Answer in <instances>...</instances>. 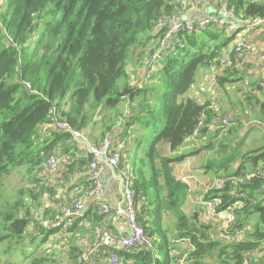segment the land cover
Wrapping results in <instances>:
<instances>
[{
	"label": "trees",
	"instance_id": "trees-1",
	"mask_svg": "<svg viewBox=\"0 0 264 264\" xmlns=\"http://www.w3.org/2000/svg\"><path fill=\"white\" fill-rule=\"evenodd\" d=\"M228 5L247 18L264 16V0H228ZM174 8L173 0H6L0 11V190L4 178L15 169L27 168L29 180L38 182L35 170L58 143L70 138L69 133L56 131L43 143L36 137L53 103L63 117L82 129L93 125L89 109L114 108L125 99L129 101L126 127L139 122L147 128L142 137L149 139V149L141 147L140 138L138 150L144 151V160L148 157L149 173L132 172V179L141 199L138 218L153 237L157 252L166 245V264L179 263L170 255L173 246L160 224L166 208L175 214L177 236L189 237L195 245L192 264H209L206 259L216 250L220 263L242 264L264 240V199L260 198L264 194V146L245 156L226 157L225 167L216 164L231 179L219 189L204 192L203 199L217 203L218 211L240 205L232 232L245 230L250 217L256 218L252 237L233 238L225 244L210 237V225L193 222L183 210L189 188L174 176L171 163L186 154L164 157L158 147L166 143L172 152L179 151L192 137L201 111L208 112L209 122L217 116L208 102L200 103L187 93L198 69L215 57V48L225 47L230 40L211 46L205 41L207 31H183L174 52L158 70L163 92L151 108L146 105L149 86L126 83L132 91L126 97L119 94L118 81L127 75L129 50L155 40L152 30L158 17ZM5 31L20 45L18 49L6 43ZM150 111V120L143 121L141 116ZM233 162H238L237 168L229 171ZM247 166H252L249 171ZM67 168L71 173L78 171L73 164ZM23 194L24 189L9 209L0 203V230H4L0 240L8 244L23 242L32 223V208L24 203ZM48 209L44 217L50 215ZM53 229L58 230L41 228L44 234ZM116 251L123 262L161 264L150 251ZM254 258L264 264V256Z\"/></svg>",
	"mask_w": 264,
	"mask_h": 264
},
{
	"label": "crops",
	"instance_id": "crops-1",
	"mask_svg": "<svg viewBox=\"0 0 264 264\" xmlns=\"http://www.w3.org/2000/svg\"><path fill=\"white\" fill-rule=\"evenodd\" d=\"M217 4L218 0H204L203 5L200 7L189 5L186 14L194 21L214 15L218 13L216 9ZM243 36L252 43L253 51L242 60L241 65L235 67L234 72L225 68L221 63H218L216 66L208 64L200 67L195 82L187 93L190 98L198 100L200 103L208 102L210 107L214 108L215 112H217V116L210 121L206 132H203L197 139L188 138L180 146L179 151L176 152H172L166 143H162L168 148L167 156L169 157L186 154L180 161L171 163L173 174L177 179L180 175L189 174L190 172H195L197 175V179L192 184L193 189L188 191L183 210L191 217L193 222L198 221L210 225V237L214 241L223 244L231 242L233 239L224 232V214L220 213L218 216H211L205 204H203V195L207 188L206 183L225 174V170H220L218 174L212 175L215 173L214 168L216 165L212 162V155L209 156L208 154L209 151L216 152L215 142H221L224 138H229L228 135L231 133H226L227 130L225 131V129L229 128H231V131L236 132L237 128L242 127L243 133L246 135L244 149L241 154L264 146V142L257 143L258 139H262L258 133V129L259 132L263 131L264 133V90L262 87L264 83V24L253 29L242 26L234 34L225 28L218 27L211 35L204 36L206 38L205 41L211 46L230 40L225 48L230 47L236 39ZM155 42L156 40H152L144 46V48H148L149 52L144 61L137 65H132L134 63L127 64L126 71L130 75L129 80L131 84L133 83L132 85L138 83L139 79L146 78L148 74L146 73V59L154 48ZM123 112L125 115L128 114L127 109H124ZM224 117L228 118L231 122L228 128L220 127L221 119ZM136 124L137 122L129 127L133 128ZM256 126L259 128L256 129ZM81 130L86 131L95 140H99L106 133H109L114 144L123 153L122 167L125 170L132 171L133 174L134 172H140L134 165H130L127 154L128 146L125 143L129 140L131 131L126 129L124 124L115 125L111 130L104 133L98 126L95 127V119H93L92 127L83 126ZM37 131L36 137L40 143L45 142L47 139H52V134L55 132L46 122L45 124L38 125ZM134 143L135 145L137 144V142ZM250 143L254 145H249ZM139 147H136L137 152L134 149L133 154L139 155L143 152H139ZM194 149L197 152L194 153ZM54 150H59L63 154H81L83 152L82 147L71 136L68 140L58 143L54 147ZM222 151H230L229 146L228 148L224 147ZM81 160H79L78 165L77 163H71L74 165V168L78 167L76 173L69 172L67 166L70 164H65L62 165V170L53 174L52 178L46 183L33 182L26 175V181L22 188L25 190V194L22 195L24 203L34 211L37 209L44 211L49 208V214H51L59 206L66 204V202H72L81 198L89 188V177L92 174L91 171H85V169L80 168L82 164L80 163ZM231 167L235 169L237 162L231 163ZM102 178L105 181L106 189L101 201L116 209L121 200V182L116 172L111 168L103 170ZM29 186L33 187V189H29ZM30 190H33V193H29ZM262 192L264 193V190ZM260 198L264 199V194ZM85 207V213L82 218L78 220L75 228L67 233L53 229V231L44 234L32 221L27 233L23 237V244L30 246L29 254H23L20 250L22 249L21 247L12 249L6 257V264H72L76 254L86 252L90 253V264H110L108 261L110 253L114 250L119 251V249L99 248L97 245L98 238L105 227H109L115 234L121 235L123 232L121 228L128 226L126 220L122 218L115 223V221L107 217H99L95 213L92 202H86ZM187 208H192L191 214H189L190 212ZM162 219L160 224H163ZM173 222L177 226L176 217ZM248 222L244 235L241 236L242 238L252 237L256 230V218L250 217V221ZM162 231L167 236L171 246H176L177 244L174 243L173 239L177 236V227L172 237L169 235L167 229L162 228ZM247 234H250V236H247ZM181 239H183L182 242L177 245L181 251L190 250L192 246L194 247L188 237H182ZM158 253L156 257L159 259ZM15 254L18 256H15ZM216 255L217 250L214 252V255L207 257L206 260L209 264H222L218 261ZM172 256L175 260L177 259L176 256ZM254 256H264V240L261 242L259 248L252 252V257L254 258ZM5 262L3 263L5 264ZM121 263L134 264L132 261H121ZM164 264H166L165 260ZM190 264H192V261H190Z\"/></svg>",
	"mask_w": 264,
	"mask_h": 264
},
{
	"label": "built area",
	"instance_id": "built-area-1",
	"mask_svg": "<svg viewBox=\"0 0 264 264\" xmlns=\"http://www.w3.org/2000/svg\"><path fill=\"white\" fill-rule=\"evenodd\" d=\"M4 0H0V8ZM175 8L171 11H166L161 14L152 30L155 36V46L152 49L149 57L146 60L147 68L146 78L139 79L138 85H143V82L149 78H153L152 72L161 68L168 56L171 55L177 44L180 42V34L183 31L194 32L204 30L209 35L214 32L216 28H225L232 34L237 33L240 27L246 26L250 29L256 28L264 24V16L247 18L243 14L238 13L235 7L228 5V0H218L217 14L209 15L201 19L191 20L187 16V8L189 5L193 7H200L203 5L204 0H173ZM8 40L6 43L12 45L16 49L19 48V44L14 38L5 31ZM216 54L213 59L209 60V64L217 65L221 63L225 68L231 72L235 71V67L241 65L242 60L249 54L252 49V43L249 39L239 37L228 48H215ZM148 69V70H147ZM29 84V83H28ZM264 90V83L262 85ZM47 121L52 129L56 132L69 133L71 138L82 147L83 152L81 154H63L59 150H54L48 153L45 160L38 167L36 173V179L40 183H46L49 181L53 174L61 171L62 165L77 163L80 159H86L80 168L85 171H91L92 174L89 177L90 185L85 191L83 196L72 202H66L59 206L53 213L43 216V210L37 209L34 211L32 221L37 223L41 229L56 228L63 233L72 231L75 228L76 223L85 213L86 202H92L95 213L99 217H107L117 223L120 219L126 220L127 227L121 228L122 234H115L109 227H105L101 232L97 245L99 248H114V249H129L132 251L145 250L152 252V255L157 256V247L151 237L145 229V225L142 224L138 218V211L140 208V195L138 194L135 186H133V179L131 171L125 170L122 167L123 153L120 148L114 145L109 133H106L103 138L95 140L86 131L81 130L77 126L72 125L69 120L62 116V111L53 103L48 111ZM209 114L206 110L201 111L196 128L191 138L197 139L203 132V130L209 128ZM231 122L228 118L221 119L220 127L228 128ZM111 168L116 172L118 179L121 182V200L114 209L107 203H103L101 198L106 189L105 181L102 178L103 170ZM248 176H251L249 174ZM197 179L195 172L189 174L180 175L178 180L188 185L189 191L193 189V182ZM231 178L224 175H220L217 179L207 182L206 191L212 189H219L223 187L225 182ZM205 191V192H206ZM208 213L211 216H218L220 213L224 214V232L231 238H242L244 235V229L235 230L237 214L236 210L239 209V204H235L228 209L218 211V205L214 201L204 200ZM191 241V239L188 237ZM178 236H175L173 241L177 245L182 242ZM193 243V242H192ZM174 246L171 249L172 255L177 257L179 264H190L191 255L195 250L194 247L190 250L181 251L178 246ZM90 253H79L75 255V259L72 264H90ZM242 264H262L260 261L254 259L252 256L247 255L243 259ZM110 264H122L118 253L114 250L110 253ZM0 264L2 257L0 254Z\"/></svg>",
	"mask_w": 264,
	"mask_h": 264
},
{
	"label": "rangeland",
	"instance_id": "rangeland-1",
	"mask_svg": "<svg viewBox=\"0 0 264 264\" xmlns=\"http://www.w3.org/2000/svg\"><path fill=\"white\" fill-rule=\"evenodd\" d=\"M5 5H6V0L3 1V4L0 8V11L4 10ZM147 49L148 48H144V46L143 47L139 46L138 48H131L129 50L130 54H129L126 66L129 63L130 64L134 63L132 65H137L140 62L144 61V58L149 53ZM146 73H148V71ZM157 74H158V76H156ZM129 76L130 75H128V73H127L126 76L121 77L120 80L118 81V86H119V88H121V92H123V90L126 88L125 87L126 83H127V85L132 86L133 83L131 84V81L129 80ZM152 76L157 77V78H149L143 82V85L149 86L148 87L149 91L146 95V97H147L146 105H148L149 107L154 104L155 98L157 97V95H159V93L161 94V92H163V90H162V86H163L162 78L159 77L160 76L159 72H157V71L152 72ZM128 94L129 93H126V95L124 97H126ZM141 98H142V96L140 98H137V100L140 101ZM104 101H105V99H104ZM128 104H129V102L127 103V100L124 99L121 101L120 104H118V106H116L114 108H109L107 106H100V107H94V108L89 109L90 114H92L93 117L95 118V127L98 126L99 129H102V132L104 131V133L111 130L115 125L119 126L120 123L124 124V126L126 127L125 118L123 116V114H124L123 111H124V109L128 108ZM141 117H142L143 121L148 122L150 120V117H151V111L145 112V114ZM258 128L259 127L256 126V129H258ZM126 129H129V131H131L129 140L126 141V143H125L128 146L127 154L129 156L130 165H134V167H136L139 171H144L148 175V173H149L148 160H147L148 157H147V159L144 160V157H145L144 151L139 155H136V153L133 154L134 149H135V152H137L136 147L139 146L138 142H139L140 138H141L142 147L143 148L149 147V139L142 137V135L145 133V131L147 132V128L145 126L143 127V124L137 122L136 126H133V128L126 127ZM254 129H255V127H254ZM225 131H226V133H228V132L231 133L228 135L229 138H227V139L224 138L221 142L220 141L215 142L214 146L216 148V152L213 153V152L209 151V154H208L209 156L212 155V162L215 165L216 164L223 165L224 167L227 164V162H225L226 157H228V156L233 157L237 153L241 154V152L244 149L243 147H244L245 139H246V135L243 133L242 127L237 128L236 132L231 131V128L225 129ZM258 133L262 137V139L261 140L258 139L257 143H263L264 142V133H263V131L259 132V129H258ZM134 142H137V144L135 145ZM251 144L254 145L253 143H250L249 145H251ZM115 146L117 147V145H115ZM228 146L230 148V151H222V149L224 147L228 148ZM158 147L160 150V152H159L160 156L162 155L164 157H167L168 148L166 146H164L162 143H160V145ZM250 148H254V147H250ZM121 153H122V151H121ZM249 153H250V151L244 152L241 154V156H245L246 154H249ZM218 165L215 166V168H214L215 173L212 175L218 174V168H217ZM251 167L252 166L248 167V169H246V171L247 170L249 171ZM20 169L21 170L15 169L10 175L6 176L3 180V184H2V187L0 190V203L2 204V208H4V209H9V208H7V206L11 205L15 200H17L19 198L20 191L22 190V188L24 186V183L26 181L27 168H20ZM233 170L234 169H232V167H230L229 171H233ZM37 171H38V169L35 170L36 173H37ZM131 173H132V171H131ZM29 189H33V187L29 186ZM164 194L166 195V192H164ZM187 209H189V212H190L189 214H191L192 208H187ZM33 214H34V210L31 209V213H30L31 218L33 217ZM162 217H163V219H162L163 224H161V226H162V228L167 229L169 235L172 237L175 234L174 233L175 228L177 227L173 222L175 219V214L173 213L172 210H168V209L164 208L162 211ZM3 232H4V230H0V233H3ZM22 243L23 242L16 243L15 241H13V242L8 244L7 240H0V254L2 257V262H5L6 257L10 254L11 250L16 249L17 247L22 248L20 250L23 254H29L30 246L24 245ZM166 252H167V246L164 245L163 249L158 253L159 260H160L161 264H164V255L166 254ZM15 256H18V255L15 254ZM6 262H5V264H6ZM66 264H69V263H66Z\"/></svg>",
	"mask_w": 264,
	"mask_h": 264
},
{
	"label": "water",
	"instance_id": "water-1",
	"mask_svg": "<svg viewBox=\"0 0 264 264\" xmlns=\"http://www.w3.org/2000/svg\"><path fill=\"white\" fill-rule=\"evenodd\" d=\"M131 91H132L131 88H125L123 92L120 93V96L124 97L126 93L131 92ZM262 190H264V188Z\"/></svg>",
	"mask_w": 264,
	"mask_h": 264
}]
</instances>
